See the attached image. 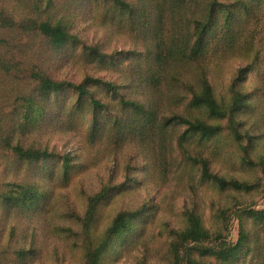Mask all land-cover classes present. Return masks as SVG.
Instances as JSON below:
<instances>
[{
	"label": "rangeland",
	"instance_id": "374dc122",
	"mask_svg": "<svg viewBox=\"0 0 264 264\" xmlns=\"http://www.w3.org/2000/svg\"><path fill=\"white\" fill-rule=\"evenodd\" d=\"M121 1L135 8L134 17L116 0H0V264H83L86 250L101 241L116 214L141 210L135 231L113 243L102 264H167L175 233L190 212L210 233L221 231L229 246L245 231L244 244L225 263L201 253L219 246L213 240L189 243L197 247L192 253L199 262L264 264V0H217L228 10L222 5L214 15L205 56L180 65L169 53L171 0ZM212 1L183 8L204 20ZM27 19L61 20L72 38L54 49L40 33L19 28ZM90 48L106 61L88 62ZM36 73L54 81L78 84L90 77L117 86L116 96L99 84L90 87L91 97L109 109L98 113L95 135L90 104L85 100L77 109L71 89L50 97L35 131L19 126L23 97L36 87ZM205 81L226 108L237 94L243 97L240 112L217 121L189 108L192 93ZM127 100L152 105V124L137 120L119 133L120 117L134 113L119 103ZM171 116L222 131L210 140L192 136L180 146L183 129L161 126ZM7 139L51 157L21 160ZM197 160L207 162L211 175L246 184L248 191L218 189L202 178ZM14 185L38 188L43 196L30 209L9 208L5 199L16 192ZM104 188L109 195L87 221L90 199Z\"/></svg>",
	"mask_w": 264,
	"mask_h": 264
},
{
	"label": "trees",
	"instance_id": "16d2710c",
	"mask_svg": "<svg viewBox=\"0 0 264 264\" xmlns=\"http://www.w3.org/2000/svg\"><path fill=\"white\" fill-rule=\"evenodd\" d=\"M196 0H171L173 10H169L172 16V31L168 36V40L171 46L169 53L172 55V62L174 64H186L190 60H197L205 55L203 54L205 39L210 30L213 29L214 15L220 11V8L225 6L222 3H218L217 0H213L210 5H208V14L204 20H195V16H190L186 13V9L183 7H188L187 3L195 2ZM116 3L127 13L130 17H134L135 8L121 0H116ZM152 4V2L149 1ZM223 5V6H222ZM189 8V7H188ZM225 10H228L225 6ZM155 24H158L159 16L157 15ZM5 22V20H1ZM154 21V20H153ZM153 24L152 38L156 39V32L158 27ZM19 28L24 31H34L40 33L48 42L50 46L54 49H59L66 45L72 38L68 33L66 26L61 20L50 21L48 19H41V21L36 19H27L22 23ZM180 32L183 35L178 34ZM182 36V37H181ZM182 41V42H181ZM106 55L100 54L96 48H90L89 53L86 55V60L91 62L92 60L96 63H104L106 61ZM34 75V74H33ZM33 79L37 81L36 87H34L29 94L23 97L22 103V116L20 127L26 129L30 127L29 130H34L40 126L46 111L44 105L49 101L50 97L61 93L66 89L74 90L76 95V107L77 109H82V103L87 100L90 104L94 115L92 118V128L91 132L93 135L97 133L94 131L96 128V123L100 119L97 117L98 113H106L109 111L108 105L100 102L99 100L92 98L90 93V87L93 84L101 85L105 90L114 96L117 95V86L111 82H101V80L85 78L78 84H73L64 81H54L50 78L36 73ZM89 96V99H88ZM242 98L237 94L236 98L232 101V104L226 108L224 103H219L213 94V91L208 82H204L203 88L199 93L193 92L191 98L188 102V107L192 109L204 111L210 119L214 120H224L226 117L228 120L235 114L240 112L242 105ZM119 101L123 108L129 109L134 112L128 116V118L120 117L121 128L117 130L119 133L126 127L123 124H130V127L135 125L137 120L140 121L141 126L146 124H152L148 122L151 117H153L152 105L140 104L135 101ZM125 109V110H126ZM108 118V117H107ZM129 119V120H128ZM131 119V120H130ZM111 124L114 123V118ZM163 128L166 127H179L183 129L181 133L178 145L183 146V140H190L192 136L198 140H210L222 131L219 125H209L204 121L198 119L192 120L180 116H171L165 119V122H161ZM229 130L231 133L238 137V130L235 125H230ZM9 143V144H7ZM7 147H9L16 156L25 161H36L43 160L47 161L51 154L40 149L22 148L21 145L16 144L11 146V142L6 140ZM201 166L202 178L213 182L220 190H234V191H248V186L237 181H226L215 175H211L208 170V164L205 160H197ZM248 187V188H247ZM13 191L9 196L6 197L7 205L9 208H23L30 209L41 200L43 194L39 192L38 188H33L28 185H14ZM109 189H102L98 194L90 199L89 208L87 210L86 219L91 221L94 216V210L108 195ZM17 196H13L12 194ZM142 212V210H141ZM140 211L135 212H120L112 219L110 226L106 229L103 238L95 246L90 247L85 252L84 263L83 264H102L103 257L110 250L113 243L123 242L129 235L134 231V225L137 217L141 214ZM260 218H263L264 213H259ZM209 229H206L202 223L200 216L196 213L190 212L186 214V223L182 230L175 233L174 241L171 243L172 252L170 261L167 264H202L196 259L193 250L198 251L197 247H190L188 244H197L207 240H213L218 243L216 248H202L201 253L214 256L216 259L225 263L232 260L237 251L242 247L245 240V235L242 228L241 237L239 241L233 245L229 246L225 243L223 239L222 232L217 231L210 233Z\"/></svg>",
	"mask_w": 264,
	"mask_h": 264
}]
</instances>
